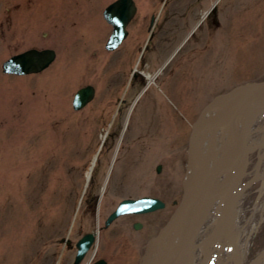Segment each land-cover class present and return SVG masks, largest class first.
<instances>
[{"label": "rangeland", "instance_id": "1", "mask_svg": "<svg viewBox=\"0 0 264 264\" xmlns=\"http://www.w3.org/2000/svg\"><path fill=\"white\" fill-rule=\"evenodd\" d=\"M113 1L0 0V264H71L73 254L58 241L97 228L98 216L87 205L89 197L102 195L104 214L115 200L137 192L135 185L142 178L138 179L135 168L150 146L154 150L159 144L160 156L173 148L171 143L186 151L192 123L207 102L237 84L264 78V0H166L168 11L180 21L185 16L190 24L177 33L175 47L216 2L221 26L210 49H198L189 69L175 79L182 81L190 97L189 114L153 115L144 107L132 111L134 99L129 92L133 88L129 82L124 86L121 66L122 58L130 57V65L135 64L137 54L130 48L138 33L134 22L126 42L115 51L106 50L112 26L103 11ZM137 1L144 11L159 13L165 0ZM205 30H198L184 50L195 46L194 38L207 37ZM32 47H52L57 58L38 73L3 72L4 60ZM88 83L96 86V97L75 110L73 97ZM120 90L127 91L123 93L126 103L117 98ZM125 125L118 160L112 163ZM108 131L116 136L104 141ZM128 146H132L129 151ZM173 162L165 160L159 174L154 171L157 162L152 163L156 178L146 176L152 192L161 191L172 165L180 169L182 182L186 161L182 167ZM106 182L107 191L102 194ZM260 185L257 182L253 188ZM256 198L257 194L247 196L245 227L255 219L258 222L239 264H248L264 248V208L250 207ZM260 198L264 200V193ZM116 228L104 233L99 255L112 258L111 264H128L130 253L136 254L132 264H139L137 247L124 245L129 250L119 252L120 229Z\"/></svg>", "mask_w": 264, "mask_h": 264}, {"label": "water", "instance_id": "2", "mask_svg": "<svg viewBox=\"0 0 264 264\" xmlns=\"http://www.w3.org/2000/svg\"><path fill=\"white\" fill-rule=\"evenodd\" d=\"M136 10L134 0H116L107 6L104 16L114 27L106 45L108 49H115L126 37L127 25ZM212 10H216L214 6ZM55 57L54 49L30 48L8 58L2 67L5 72L19 75L36 73L48 67ZM93 96L92 85L82 87L75 95L74 107H83ZM263 113L264 78L235 85L202 109L192 124L189 137L188 177L182 201L158 234L148 241L141 264H191L193 257H201V254L202 264H211L214 259L219 264L225 246L230 247L232 257H236L238 249L232 229L233 218L240 197L261 177L259 172L264 161V139L259 144L254 168L250 138L254 133L253 126ZM218 132L222 134L219 141L215 139ZM206 139L209 149L212 147L209 139L215 140L211 160L202 150ZM253 169V175L238 186ZM215 196H222L223 206L215 229L206 234L208 228L203 225L210 215V199ZM162 206L163 202L155 197L127 198L119 203L107 224L127 212H147ZM94 240V233L86 234L79 240L75 264L81 261ZM217 250L218 254L213 255ZM262 257L264 249L249 264H264L258 262ZM94 264H106V261L101 259ZM236 264L239 262L236 261Z\"/></svg>", "mask_w": 264, "mask_h": 264}, {"label": "flooded vegetation", "instance_id": "3", "mask_svg": "<svg viewBox=\"0 0 264 264\" xmlns=\"http://www.w3.org/2000/svg\"><path fill=\"white\" fill-rule=\"evenodd\" d=\"M163 2L164 4L162 6V9L159 13H157L154 9L150 10L149 12L144 11L142 5L139 4V2L136 0L137 12L128 24V35L115 50H117L123 44V42H126L130 35V27L135 22L138 34H136V40L134 42V45L132 46L133 48L130 49H133V54H137V60L134 65H130V62H128L130 58L129 56L131 55L128 56L129 58H122L123 61L121 60L123 63V66H121V76L123 79H126L123 82L124 86L125 82H129L131 87L133 88V90L129 92L131 98L134 99V106L132 107V111L137 110L138 107L143 110L144 107L145 109H148L153 115H186L190 113L191 100L187 94V91H185L184 84H181L182 81L175 82V79H178V77L184 73L183 71L185 69H189L188 66L192 62H194V58L196 55L195 53H197L198 49H202L203 51L210 49L212 41L216 37V31L221 26V24L219 23L220 19L217 12L218 9L216 6L215 11H211L204 17L202 16V18L191 29L190 33H188L183 41H181V43L175 47L174 44H176L177 33L181 30V28H183L184 24L189 25V27L190 24L185 16L182 15V20L180 21V17L176 18L173 15L174 12L172 10L168 11V7L171 8L170 2H166V0ZM164 9H166V11L163 12ZM184 19H187V22ZM10 21H8V24L11 25L12 23H10ZM205 26L207 30L203 29ZM85 27L80 26L78 28L85 29ZM198 30H205L202 31L203 35L207 31V37H204L202 41H198V39L194 38L195 46L190 47L189 50L185 51L184 46L194 36V34H196ZM106 50L115 51L108 49ZM166 50L168 51L164 53ZM126 52L127 48L124 49V53ZM151 77L152 80L150 79ZM86 85H93L95 88V93L93 99L81 109L92 102L97 94V88L94 84L88 83ZM153 86H156L157 88H153ZM119 93L122 94H119L117 98H119L123 103H126L125 95L127 94V91L124 90L123 92L122 90H120ZM150 124L151 123H149V125ZM127 126L128 125H125V127L119 133L118 147L116 146V152L114 154V160L112 163H116V161L118 160V155L121 151V145ZM135 126H138V123H136ZM109 133L110 132L108 131V133L105 134L104 141L106 140L105 137L109 136ZM115 136L116 132H113L109 137L115 138ZM172 145L173 148H171ZM150 147L151 148L146 151L148 153L150 152V155L146 157L148 155L147 153L146 156H141V162H139V164H137V167L135 168L138 169V171L135 173L138 174V179L142 178L140 184L135 185L134 188L138 191L130 192L127 196L115 200L111 208H109L104 214H102L101 212L102 195L98 196L97 194H95L93 197H89L87 199V202L89 204L87 205L88 207H92V210L96 209V213L98 216L97 228L81 232L78 238H73L71 235H65L59 239L58 242L61 245H64V249L73 254V261L71 262V264H75L76 256L79 250V240L84 235L89 233H94V235H96V246L93 245L85 253L84 259L82 258L78 264H81L88 255V259H90L89 264H92L94 261L100 259H104L106 261V264H111L112 258L108 257L107 255L100 256L99 252L104 233L111 229L112 231H114V228L116 226L118 229H120V231L118 230L119 236H117L121 239L119 252L129 250V248L127 249L125 248V246H134L138 248L139 256L141 259L144 247L146 246L147 242L156 234H158L162 226L166 224V222L176 211L183 198L185 179V177H183L182 182L180 183L181 171L180 169H176V164L175 166L172 165L165 173L167 176L164 177L165 179L160 184V192L151 191L153 190V188L150 186V181L148 182V179H150L151 176L154 177L155 174H159L163 171L165 160H174L173 163H176L177 160V165L179 167L183 166V160H185L186 173L188 168V146L186 148V151H184V147L179 146L178 148H176L174 146V143H171L169 147L171 148L170 151L168 150L166 154H163L161 151V156L159 155L160 153L157 152L158 150L156 151V149L159 147V144H157L154 150L152 146ZM161 147L165 148V145H161ZM131 149L132 146H128V151ZM159 158L162 159V162L158 161ZM119 159L122 160V158ZM154 162H157L154 167L155 174L153 171H151L153 167L152 163ZM144 164H146V167L143 171L140 172L139 170L144 166ZM113 168L114 166L112 164L111 170L107 174L108 177H111ZM146 176H149L150 178H146ZM106 184L107 182L101 189L102 194L107 191ZM156 185H158L159 187L158 180L156 182ZM143 196L159 198L163 202V206L144 213L127 212L118 216L109 224H107L110 215L118 208L119 203L122 200L126 198L138 199ZM89 199L92 201V204H90ZM103 210L104 209H102V211ZM124 232H126V237L123 235ZM110 236H112V232L110 233ZM123 238L125 239V242L124 240H122ZM135 256L136 254L130 253L128 264H132V262H134Z\"/></svg>", "mask_w": 264, "mask_h": 264}, {"label": "bare ground", "instance_id": "4", "mask_svg": "<svg viewBox=\"0 0 264 264\" xmlns=\"http://www.w3.org/2000/svg\"><path fill=\"white\" fill-rule=\"evenodd\" d=\"M150 79L152 80V77ZM259 122H260V124H258ZM256 127H258V128H256ZM261 131L264 132V116L263 115H261L258 118L257 124H255L253 126V132L254 133L251 135V138H250V144H251V149L252 150H254L255 148H258L259 149V144H261L260 143L261 140L264 139V137H262V135L260 133ZM221 139H222V137H221ZM255 163L256 162H254V160H253V163H252V166L253 167H254ZM253 173H254V169H253V171L251 173H249V175H253ZM259 175L261 176L259 178H261L262 180H264V161L262 162ZM252 191H254V190H252ZM256 192H258L260 194H263L264 193V187L260 188L259 190H256ZM211 205H212V203L210 201L209 212L211 211ZM258 206L259 205H256L255 206V204H253L250 207L256 208ZM247 209H248V206H247V197L244 196V198H242V202H240V204H239L238 213H236V214L234 213L233 225H232V229H233V232H234V237L236 239V246H237V249H238V253L236 254V257L235 258H232L230 260H229V258H230V255L231 254L229 253V256L227 255L228 256V261H227V259H225V256L226 255L222 254L221 255V260H220V263L219 264H227L228 262L229 263L236 264V261H237V263L239 262L240 257L242 258L243 255H246L247 254V253H245V251L249 247L250 237L253 234L254 230L256 229L255 227L257 226V222H258V220L255 219L252 222V224H250V226L248 227V229L245 227L246 224H247L246 222L248 221V216H247L248 210ZM211 218H212V216L211 215H208V218H207L208 220L203 225V227H205V228L208 227V229H209L208 230V234L212 233L211 231H213L215 229V227H216L214 225L215 222L214 221H211L212 220ZM262 220H264V216H262ZM209 223H210V225L208 226ZM174 232H175V230L172 231L171 234H173ZM226 232H228V230H226ZM208 248H209V246H208ZM208 248H206V249H208ZM214 252H217V251H214ZM201 257H202V254H201ZM200 259L198 258V255H195L193 257V259H192L193 260L192 261L193 263H191V264H197L196 262L198 260H200ZM202 259H203V257H202ZM258 262H260V263L261 262H264V257L260 258V260ZM217 263H218V261L217 262L214 261L213 264H217ZM199 264H202V263H199Z\"/></svg>", "mask_w": 264, "mask_h": 264}]
</instances>
